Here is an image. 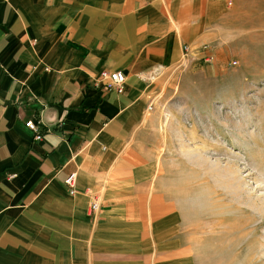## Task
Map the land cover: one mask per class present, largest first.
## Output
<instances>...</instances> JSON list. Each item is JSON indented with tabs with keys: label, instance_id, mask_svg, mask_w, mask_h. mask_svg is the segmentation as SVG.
Listing matches in <instances>:
<instances>
[{
	"label": "crops",
	"instance_id": "0c3cea01",
	"mask_svg": "<svg viewBox=\"0 0 264 264\" xmlns=\"http://www.w3.org/2000/svg\"><path fill=\"white\" fill-rule=\"evenodd\" d=\"M246 1L0 0V264H199L179 205L150 182L147 105L242 31ZM102 70L123 71L121 92Z\"/></svg>",
	"mask_w": 264,
	"mask_h": 264
},
{
	"label": "rangeland",
	"instance_id": "374dc122",
	"mask_svg": "<svg viewBox=\"0 0 264 264\" xmlns=\"http://www.w3.org/2000/svg\"><path fill=\"white\" fill-rule=\"evenodd\" d=\"M246 3L242 31L160 79L153 105L150 182L199 264H264V0Z\"/></svg>",
	"mask_w": 264,
	"mask_h": 264
},
{
	"label": "built area",
	"instance_id": "2783aa9c",
	"mask_svg": "<svg viewBox=\"0 0 264 264\" xmlns=\"http://www.w3.org/2000/svg\"><path fill=\"white\" fill-rule=\"evenodd\" d=\"M184 51L187 52L188 48L187 46H184ZM107 80L108 83L106 84L108 87H112L116 89L118 92H121L124 87V82H125V74L123 73L122 70H102L100 72V80ZM153 107L152 103H149L147 105V109L151 110ZM25 126L33 132V138L34 140H40L41 139V133L38 128L37 122L33 119L30 118L26 120ZM75 173H70L68 174L65 179L64 183L67 185L69 188L70 193H73L75 191ZM99 208L98 201L94 199L90 205H89V211L90 213H95Z\"/></svg>",
	"mask_w": 264,
	"mask_h": 264
}]
</instances>
